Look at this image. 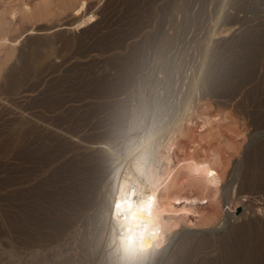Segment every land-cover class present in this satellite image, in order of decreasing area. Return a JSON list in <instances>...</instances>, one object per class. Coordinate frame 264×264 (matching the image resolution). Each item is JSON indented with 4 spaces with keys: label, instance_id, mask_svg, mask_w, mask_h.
I'll list each match as a JSON object with an SVG mask.
<instances>
[{
    "label": "rangeland",
    "instance_id": "374dc122",
    "mask_svg": "<svg viewBox=\"0 0 264 264\" xmlns=\"http://www.w3.org/2000/svg\"><path fill=\"white\" fill-rule=\"evenodd\" d=\"M26 1L38 0H0V9L17 12L12 35L18 38L0 73V264H92L100 258L106 264L103 211L99 203L89 205L86 193L93 196L114 167L103 148L120 158L150 157L185 102L205 91L218 99L217 90L236 81L241 92L232 102L245 101L240 126L226 129L235 143L215 141L232 153V164L264 153V107L259 96L242 98L254 85L264 88V0H107L110 6L100 11L101 0L96 20L84 27L74 24L71 11L31 19ZM133 117L138 129L125 135ZM245 127L248 133L236 135ZM129 139L136 140L131 148ZM80 168L100 179L91 182ZM116 180L101 188L105 198ZM244 208L226 215L225 225L190 230L212 241L231 232L238 240L244 229L256 232L264 222V209ZM246 222L253 227L244 228Z\"/></svg>",
    "mask_w": 264,
    "mask_h": 264
},
{
    "label": "bare ground",
    "instance_id": "6f19581e",
    "mask_svg": "<svg viewBox=\"0 0 264 264\" xmlns=\"http://www.w3.org/2000/svg\"><path fill=\"white\" fill-rule=\"evenodd\" d=\"M99 2L101 0H38L34 3L26 1L23 9L27 14L25 16L36 19V21L37 18L44 20L52 13L59 15L71 11L75 16L74 24L77 27H84L96 20L98 11L94 8ZM109 6L110 4L106 0L100 11H104ZM16 13L14 8L0 9V73L17 49L16 41L18 38L12 35V30L17 22ZM63 27H71V25H64ZM27 29L32 30L30 33H33L42 28ZM12 77L14 80H18L17 75ZM200 84L202 82L198 85L200 86ZM237 91L236 81H232L222 89H218L217 93L214 91L216 93L214 96L219 97L218 99L211 98L210 96L213 95L206 94V91L204 95H200L202 98L196 95V98L191 99L196 91L192 96L189 94L191 100L185 102L187 104L186 110L182 111V116L170 124L172 127L167 132L165 131L166 136L155 143L157 144L156 150L153 154L151 153L150 157L136 161L134 155L127 154L120 158L116 155L113 156V149L106 145L107 148H103L102 153L106 152L113 157L111 164L114 167L112 168L116 169L117 172L113 173L114 170L110 167V174L107 172L109 174L107 179H105L107 175L103 177L105 180L93 179L90 176L88 178L89 173L87 174V172L92 169L86 168V171L80 168L81 172L86 171L87 176H84L89 180L90 178L93 181L100 179V182L97 181L100 186L95 188V192L93 190V196L89 194V191L92 190H88L89 186L84 184L88 190L86 193L91 196L89 205L99 203V210L103 211V215L105 213L111 215L117 203L121 206H127L139 199L135 193L142 192L149 201L153 202L155 210L159 213L166 228L161 229V235L164 239L163 245L154 254H149L147 264H264V222H261V226L258 225L260 227L258 230L255 229L256 232H249V230L247 232V229H244L246 231L237 238L238 240L232 238L231 232H222L216 235L215 241H212L206 233L191 232L193 228H204L212 224L222 223L225 225L224 217L226 215L232 217V211L240 205L245 206L244 210L263 211L264 209V153L252 157L253 159H250L251 156H249L244 162L238 159L236 163L232 164V153L226 155L225 151L219 149L221 147L218 148L219 145L216 146L215 143V141L235 143V139L228 135L226 129L229 125L239 124V118L245 112L243 99L232 102ZM191 92L190 90L189 93ZM199 94L201 93L199 92ZM216 96L215 98H217ZM251 96H259L257 101L264 107V88L261 92L254 85V88H248L241 97L248 98ZM212 105L218 107L217 113H208L207 110ZM260 126L264 127V124ZM235 133L236 135H244V133H248V128L238 129ZM104 157L103 155H95L96 161L98 162L99 159L103 165L107 163ZM193 161L198 165L206 164L208 170L216 173L214 186L210 183L207 175L194 176L190 172V165ZM90 166L92 164L88 167ZM94 168L96 169V167ZM96 173H98L97 170ZM96 173L94 174L96 175ZM91 174L93 176V173ZM99 176L101 177V175ZM115 176L117 180L113 194L105 198L101 188H106ZM95 185L93 184L94 187ZM93 186L89 189H93ZM82 189L79 188V190ZM225 204H227L226 208ZM84 207L82 210L85 209ZM246 227L251 229L253 226L246 222L244 228ZM214 232L216 231L213 230L211 233ZM77 263L79 264V262ZM104 263V258L102 260L100 258L92 264Z\"/></svg>",
    "mask_w": 264,
    "mask_h": 264
},
{
    "label": "clouds",
    "instance_id": "9594fccd",
    "mask_svg": "<svg viewBox=\"0 0 264 264\" xmlns=\"http://www.w3.org/2000/svg\"><path fill=\"white\" fill-rule=\"evenodd\" d=\"M138 125L133 117L125 135L137 131ZM144 143L143 140L140 141ZM136 144L135 139H129L127 146ZM138 150V148H137ZM200 165L191 162L190 172L194 176L204 175L197 172ZM139 199L130 205L115 206L111 215L104 214L102 242L106 253V264H147L149 254H154L164 243L161 229L166 228L156 212L153 202L144 193H135Z\"/></svg>",
    "mask_w": 264,
    "mask_h": 264
},
{
    "label": "snow or ice",
    "instance_id": "6c2138e0",
    "mask_svg": "<svg viewBox=\"0 0 264 264\" xmlns=\"http://www.w3.org/2000/svg\"><path fill=\"white\" fill-rule=\"evenodd\" d=\"M90 19H94V18H90ZM203 171L205 175H207L209 177V181L210 183L214 186L216 184V180L214 179L216 176V173L214 171H210L208 170V166L206 164L200 165L197 168V172H201Z\"/></svg>",
    "mask_w": 264,
    "mask_h": 264
}]
</instances>
